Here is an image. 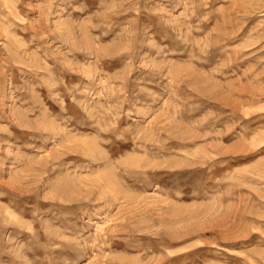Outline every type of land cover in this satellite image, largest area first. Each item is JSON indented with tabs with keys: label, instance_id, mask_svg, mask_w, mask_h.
<instances>
[{
	"label": "rangeland",
	"instance_id": "rangeland-1",
	"mask_svg": "<svg viewBox=\"0 0 264 264\" xmlns=\"http://www.w3.org/2000/svg\"><path fill=\"white\" fill-rule=\"evenodd\" d=\"M0 12V264H264V0Z\"/></svg>",
	"mask_w": 264,
	"mask_h": 264
},
{
	"label": "bare ground",
	"instance_id": "bare-ground-1",
	"mask_svg": "<svg viewBox=\"0 0 264 264\" xmlns=\"http://www.w3.org/2000/svg\"><path fill=\"white\" fill-rule=\"evenodd\" d=\"M5 4H7V3H5ZM6 6H7V5H6ZM6 6H5V7H6ZM9 6H10V5H9ZM9 6H8V7H9ZM11 10H12V9H11ZM3 12H4V10H3ZM0 13H1V12H0ZM4 13H5V12H4ZM1 26H2V25H1ZM3 28H4V27H3ZM4 29H5V28H4Z\"/></svg>",
	"mask_w": 264,
	"mask_h": 264
}]
</instances>
